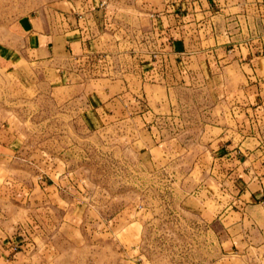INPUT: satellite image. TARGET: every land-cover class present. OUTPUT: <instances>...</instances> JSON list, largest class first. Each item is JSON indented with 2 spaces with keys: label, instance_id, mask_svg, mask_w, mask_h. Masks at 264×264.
<instances>
[{
  "label": "crops",
  "instance_id": "obj_1",
  "mask_svg": "<svg viewBox=\"0 0 264 264\" xmlns=\"http://www.w3.org/2000/svg\"><path fill=\"white\" fill-rule=\"evenodd\" d=\"M37 1L0 21V65L19 83L52 75L99 126L140 124L162 156L200 125L210 163L188 176L202 177L192 215L212 234L210 264H264V0Z\"/></svg>",
  "mask_w": 264,
  "mask_h": 264
},
{
  "label": "rangeland",
  "instance_id": "obj_2",
  "mask_svg": "<svg viewBox=\"0 0 264 264\" xmlns=\"http://www.w3.org/2000/svg\"><path fill=\"white\" fill-rule=\"evenodd\" d=\"M26 5L0 0V21L27 13ZM11 73L0 65V246L11 250L1 264L214 260L212 234L192 215L201 207L193 198L205 197L200 172L189 177L190 169L210 163L200 125L162 156L144 149L140 124L99 126L84 98L76 101L52 75L19 83ZM22 73L32 75L27 67ZM166 128L165 135L174 134ZM178 129L181 134L184 124Z\"/></svg>",
  "mask_w": 264,
  "mask_h": 264
}]
</instances>
